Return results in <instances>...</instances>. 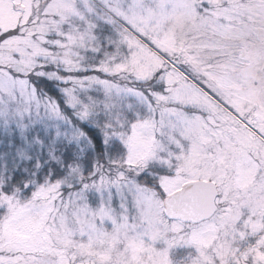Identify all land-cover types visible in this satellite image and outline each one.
<instances>
[{"label": "snow or ice", "instance_id": "obj_1", "mask_svg": "<svg viewBox=\"0 0 264 264\" xmlns=\"http://www.w3.org/2000/svg\"><path fill=\"white\" fill-rule=\"evenodd\" d=\"M0 264H264V0H0Z\"/></svg>", "mask_w": 264, "mask_h": 264}]
</instances>
